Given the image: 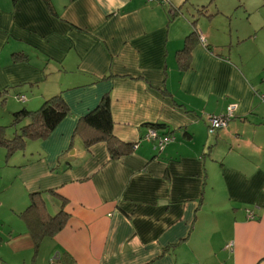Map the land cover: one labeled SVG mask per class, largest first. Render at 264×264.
Masks as SVG:
<instances>
[{
	"label": "crops",
	"instance_id": "obj_1",
	"mask_svg": "<svg viewBox=\"0 0 264 264\" xmlns=\"http://www.w3.org/2000/svg\"><path fill=\"white\" fill-rule=\"evenodd\" d=\"M49 1L0 0V91H33L41 99L27 109L58 94L69 110L4 163L0 264H264V66L238 50L250 7ZM239 5L243 33L227 17L220 29ZM103 97L128 148L115 159L105 142L85 147L77 129ZM228 106L227 126L209 134ZM151 127L173 140L156 147L144 138ZM32 193L48 214L65 213L59 230L33 236L20 214Z\"/></svg>",
	"mask_w": 264,
	"mask_h": 264
},
{
	"label": "trees",
	"instance_id": "obj_2",
	"mask_svg": "<svg viewBox=\"0 0 264 264\" xmlns=\"http://www.w3.org/2000/svg\"><path fill=\"white\" fill-rule=\"evenodd\" d=\"M45 1L50 8V1ZM201 13L204 12L201 11ZM207 47L209 50L211 49L209 45ZM14 56L19 58L21 54L16 53ZM182 66L185 65L182 64ZM6 91V89L0 91V101L6 99ZM68 112V107L58 94L44 99L36 109L22 108L13 112L12 124L22 122V125L14 131L12 137L7 138L5 136L6 127L0 125V147L5 149L6 158L13 152L23 149L28 141L46 138ZM77 129L83 135L85 147L98 142H105L111 159L119 158L128 150L112 133L107 97H103L94 109L80 118ZM36 195L37 193L31 194L27 208L20 214L33 228V236L40 238L59 230L67 220V216L62 211L55 215L48 214L42 199L39 198V195L37 196L40 200L37 199Z\"/></svg>",
	"mask_w": 264,
	"mask_h": 264
},
{
	"label": "rangeland",
	"instance_id": "obj_3",
	"mask_svg": "<svg viewBox=\"0 0 264 264\" xmlns=\"http://www.w3.org/2000/svg\"><path fill=\"white\" fill-rule=\"evenodd\" d=\"M240 2H241V4L245 3L250 7L251 19H252V23L254 21V26L252 27L253 30H252L251 34H249L250 35L249 40L247 42H241L240 44H243V45H239L238 50L247 54L248 57H249L248 52L252 53L254 51V59H252V57H250V58L246 59L245 61L249 62L254 67L264 66V60H262V58H264V52H262V51H264V0H240ZM240 2H238V3L240 4ZM242 6L243 5H239V7H234V9L230 8L227 12L228 14H226V12H224V14L226 16L221 19L222 21H217V22H220V25H221L220 29H222L223 27L226 29V27H228V19L230 18L229 20L232 21V27L231 28L239 30L240 35L243 33V30H244L243 26H242V28L239 27L240 25H242L241 24L242 20L239 17L242 14H244V12L242 10ZM220 18L221 17H219L217 19H220ZM235 34H236V32H235ZM243 35H246V32H244ZM255 36H258V39L254 40V44H255L256 48L252 47L253 43H251L252 38ZM234 47L236 48L237 45ZM259 49H261L262 55L258 57L257 50H259ZM43 87H44V85L40 86V90H43ZM9 90L10 91L9 92L7 91L5 94L6 99H3V101H0V125L6 127L5 136L7 138L12 137V134L14 133V131L22 125V122L12 124V122H13L12 113L17 111V109L20 110V109L24 108L23 106H26V105L36 106L41 99V98L34 96L33 91H30V90L27 91V95H26L27 100H26V98H24V96L11 97L12 89L10 88ZM21 100H23V101H21ZM20 106H22V107L19 109ZM6 159H7L6 158V151L3 147H0V174H1L0 179L2 176L4 177L7 173V172H4V169H3L4 163H6V161H7ZM0 183H2V179L0 180ZM6 194H8V193H6ZM6 197H7L6 195L0 196V214H3L5 216L8 215V213H7L8 207L6 206V202H7ZM24 210H22V211H24Z\"/></svg>",
	"mask_w": 264,
	"mask_h": 264
},
{
	"label": "built area",
	"instance_id": "obj_4",
	"mask_svg": "<svg viewBox=\"0 0 264 264\" xmlns=\"http://www.w3.org/2000/svg\"><path fill=\"white\" fill-rule=\"evenodd\" d=\"M198 39L201 42H204V39L202 36L199 35ZM261 99H264V95H261ZM233 110H234L233 106H228L226 113L222 115L211 116L208 120V125H207L208 133L213 134L216 130L226 127L230 118L233 117ZM144 138L148 140L152 139L153 141H155L156 147L160 149L165 144H168L169 142L173 140V136L169 134L159 135L157 131L152 127L146 131ZM134 146H136V144ZM247 216L248 218H253L254 217L253 211L248 209Z\"/></svg>",
	"mask_w": 264,
	"mask_h": 264
}]
</instances>
